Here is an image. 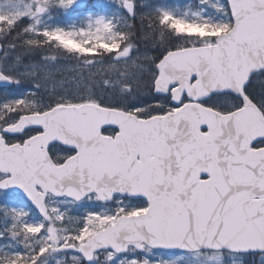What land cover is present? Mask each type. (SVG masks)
I'll return each mask as SVG.
<instances>
[{
	"label": "snow or ice",
	"instance_id": "6c2138e0",
	"mask_svg": "<svg viewBox=\"0 0 264 264\" xmlns=\"http://www.w3.org/2000/svg\"><path fill=\"white\" fill-rule=\"evenodd\" d=\"M0 264H264V0H0Z\"/></svg>",
	"mask_w": 264,
	"mask_h": 264
},
{
	"label": "rangeland",
	"instance_id": "374dc122",
	"mask_svg": "<svg viewBox=\"0 0 264 264\" xmlns=\"http://www.w3.org/2000/svg\"><path fill=\"white\" fill-rule=\"evenodd\" d=\"M260 86L257 87V90H259Z\"/></svg>",
	"mask_w": 264,
	"mask_h": 264
}]
</instances>
